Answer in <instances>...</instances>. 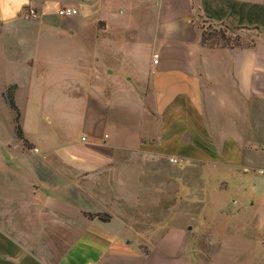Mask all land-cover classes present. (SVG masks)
<instances>
[{
	"label": "crops",
	"instance_id": "1",
	"mask_svg": "<svg viewBox=\"0 0 264 264\" xmlns=\"http://www.w3.org/2000/svg\"><path fill=\"white\" fill-rule=\"evenodd\" d=\"M261 141L264 0H0V264H210Z\"/></svg>",
	"mask_w": 264,
	"mask_h": 264
},
{
	"label": "rangeland",
	"instance_id": "2",
	"mask_svg": "<svg viewBox=\"0 0 264 264\" xmlns=\"http://www.w3.org/2000/svg\"><path fill=\"white\" fill-rule=\"evenodd\" d=\"M218 29V27L203 23V30L209 34ZM236 34L241 38V42L244 46L253 43L249 42V39H253L256 35L255 32L248 33L245 31H240ZM255 148H257V155L255 154V156L258 157L255 163L258 168L264 167V142L261 141L257 143V147ZM255 156L253 157L255 158ZM261 171H264V168L263 170L260 169L259 172ZM252 174L255 173L253 172ZM259 177L258 183L261 187V184L264 183V176L259 174ZM257 195L261 200L253 209V214L257 215L254 220H257V222L254 220L248 221L247 218L245 219L246 216L243 215L233 217L230 221L217 220L214 223L210 222L211 228L213 229L212 232L217 236L215 238L211 237V241L209 242L206 241V238H202L203 244H212V246H214L212 250L215 251L207 253L208 262L210 264H234L235 260L237 261L236 263H238L241 259V264H264V218L262 217L264 192L260 191ZM229 197L230 196H227L228 199L232 198V196L231 198ZM236 208L237 207H231L230 209L228 208L227 211H233ZM241 211H244L243 207ZM251 212L252 209L248 211L247 214L251 215ZM233 213L235 214V212ZM236 215H238V212ZM255 225H258L257 229Z\"/></svg>",
	"mask_w": 264,
	"mask_h": 264
},
{
	"label": "trees",
	"instance_id": "3",
	"mask_svg": "<svg viewBox=\"0 0 264 264\" xmlns=\"http://www.w3.org/2000/svg\"><path fill=\"white\" fill-rule=\"evenodd\" d=\"M218 30H215L213 33H207L203 31L202 34V43L204 46L209 48H228V49H238L247 47H253L254 43L249 45H243L241 42V38L237 36V32H240V29H232L227 26L218 27ZM15 87L10 88L6 93L7 101L12 108V110L16 113V132L17 137L20 140H24L23 130L20 124V113L15 103Z\"/></svg>",
	"mask_w": 264,
	"mask_h": 264
},
{
	"label": "built area",
	"instance_id": "4",
	"mask_svg": "<svg viewBox=\"0 0 264 264\" xmlns=\"http://www.w3.org/2000/svg\"><path fill=\"white\" fill-rule=\"evenodd\" d=\"M42 1L48 2L51 0H42ZM59 15L62 17H66V18L75 17L78 15V10H76L74 8H63L59 11ZM37 16H38V14H37L36 10L31 8L27 12L26 19L36 18ZM158 63H159V55H155L154 56V64L157 65ZM35 152H38V150H35ZM180 162H181V160H179L177 158L170 159V163H172V164H179ZM260 173L264 176V171H261Z\"/></svg>",
	"mask_w": 264,
	"mask_h": 264
}]
</instances>
